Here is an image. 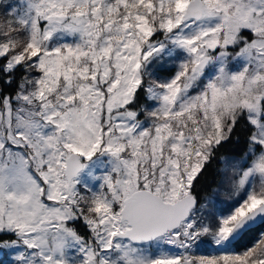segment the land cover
<instances>
[{
    "label": "snow or ice",
    "instance_id": "obj_1",
    "mask_svg": "<svg viewBox=\"0 0 264 264\" xmlns=\"http://www.w3.org/2000/svg\"><path fill=\"white\" fill-rule=\"evenodd\" d=\"M0 6V264H264V0Z\"/></svg>",
    "mask_w": 264,
    "mask_h": 264
},
{
    "label": "trees",
    "instance_id": "obj_2",
    "mask_svg": "<svg viewBox=\"0 0 264 264\" xmlns=\"http://www.w3.org/2000/svg\"><path fill=\"white\" fill-rule=\"evenodd\" d=\"M227 148H228V150H229L230 152L234 150L236 153H239L240 151L243 150L244 145H243V143H241V144H239V145L232 144V145H228ZM209 180H211V177H210V176H209ZM202 183H203V181H202ZM0 259H3V257L0 256Z\"/></svg>",
    "mask_w": 264,
    "mask_h": 264
},
{
    "label": "rangeland",
    "instance_id": "obj_3",
    "mask_svg": "<svg viewBox=\"0 0 264 264\" xmlns=\"http://www.w3.org/2000/svg\"><path fill=\"white\" fill-rule=\"evenodd\" d=\"M8 2H10V3H16V0H8ZM3 18H4V8L2 6H0V20H2ZM220 199L221 200H226L227 197L225 196L224 193H221Z\"/></svg>",
    "mask_w": 264,
    "mask_h": 264
}]
</instances>
